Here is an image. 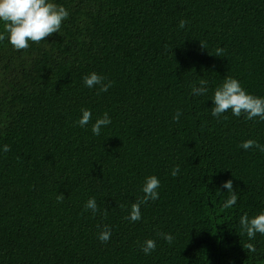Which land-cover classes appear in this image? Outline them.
<instances>
[{"label":"trees","instance_id":"obj_1","mask_svg":"<svg viewBox=\"0 0 264 264\" xmlns=\"http://www.w3.org/2000/svg\"><path fill=\"white\" fill-rule=\"evenodd\" d=\"M54 2L70 13L60 33L25 50L0 41V264H264V236L239 225L264 211V152L239 147L264 144V122L211 115L227 77L264 97V0ZM92 72L107 92L85 87ZM201 79L209 93L192 95ZM105 112L112 124L94 136ZM150 175L160 199L132 223ZM228 180L238 201L224 209Z\"/></svg>","mask_w":264,"mask_h":264},{"label":"clouds","instance_id":"obj_2","mask_svg":"<svg viewBox=\"0 0 264 264\" xmlns=\"http://www.w3.org/2000/svg\"><path fill=\"white\" fill-rule=\"evenodd\" d=\"M70 16L69 11L62 5L57 4L54 0H0V24L3 31H0V41L7 39L8 43L16 50H25L31 44H39L47 41L46 37L55 33H60L62 23ZM186 21L181 20L179 28L185 27ZM6 34V35H5ZM203 46V45H202ZM105 77L95 72L83 77L85 87L94 89L99 86L101 92H107L112 86V82L104 83ZM209 93L207 81L201 79L199 86H192V95L206 96ZM211 101L214 106L211 108V115L217 119L230 110L231 115L246 121L264 122V97L254 96L243 88L238 79L227 77L224 82L219 85L212 95ZM81 116L76 121L80 128H86L93 119L91 109L82 108ZM181 112L177 111L174 120L179 121ZM112 124V119L107 112L102 117L96 118L91 123V132L94 136H100L102 129L108 128ZM245 152L249 149H258L264 152V144H260L254 140L244 141L239 145ZM2 152L9 151V146L4 145ZM179 172V168H174L171 175L175 177ZM161 181L156 175L145 177L141 192L143 197L131 204L128 215L125 219L132 223L142 220V205L148 204L149 201L156 202L160 199ZM223 188L229 193L228 199L225 201L223 208L228 209L237 205L238 194L233 190L232 180H228L223 184ZM58 201L63 200V195L57 197ZM85 210H91L95 215L98 211L96 199L90 198L85 204ZM239 225L246 233L248 240H255L257 234L264 236V211L258 215L249 218L245 213L239 218ZM111 228L105 226L98 233V240L101 243H107L111 238ZM168 244H172L173 236L170 233H158ZM249 254L256 253L257 249L253 243L245 245ZM157 248L155 239H147L141 245V251L145 255H150Z\"/></svg>","mask_w":264,"mask_h":264}]
</instances>
